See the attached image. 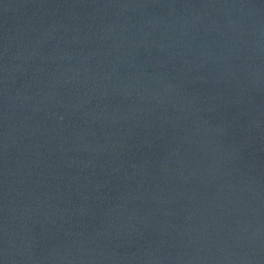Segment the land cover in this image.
<instances>
[{
  "label": "water",
  "instance_id": "water-1",
  "mask_svg": "<svg viewBox=\"0 0 264 264\" xmlns=\"http://www.w3.org/2000/svg\"><path fill=\"white\" fill-rule=\"evenodd\" d=\"M0 264H264V0H0Z\"/></svg>",
  "mask_w": 264,
  "mask_h": 264
}]
</instances>
